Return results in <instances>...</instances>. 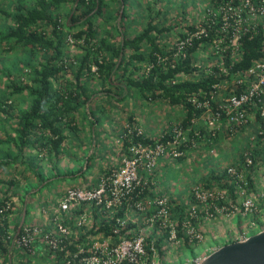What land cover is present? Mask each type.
<instances>
[{
	"label": "trees",
	"instance_id": "1",
	"mask_svg": "<svg viewBox=\"0 0 264 264\" xmlns=\"http://www.w3.org/2000/svg\"><path fill=\"white\" fill-rule=\"evenodd\" d=\"M240 1L245 0H213L211 4L215 16L204 22L203 32L199 33L201 30L193 25L187 26L185 33H178V44L173 50H168L165 44L158 42L171 29L159 28L151 18L139 33L131 34L126 31L130 30L131 25L128 21L133 20L128 14L129 0H17L10 12L0 8V47L8 46L10 51L21 48L29 56L23 66L28 67L25 84H15L11 79L12 72L3 67L0 69V75L8 80L5 89L11 90L7 95L8 102L0 101V113L5 116L0 120V132L4 133V138H0V149H3V154L0 155V173L11 166L23 164L24 156L33 149L46 148L52 154L51 157L59 162L64 143L79 136L81 126L78 122L81 118L89 121V124L86 121L84 124L88 125L89 132L92 131L90 141H95V126L101 124L103 118L97 115L93 104L98 92L90 91L92 79L100 80L103 85L118 91L108 89L105 92L115 102L125 101L129 95L135 94L145 104L167 103L172 107H181L184 118L177 129L182 130L185 138L179 146L184 155L175 162H181L189 150L198 149L190 147L191 141L196 144L206 141L204 136L207 134V140L215 142L217 132L216 137L212 138L206 123L202 128L195 126L192 121L205 112L203 105L206 102L212 111L222 113L220 128L216 130L221 132V128L228 123L227 111L212 100L217 91L214 86L234 81L232 93L240 95L254 81V75L249 74V71L258 63L264 62V18L251 26H244L237 36V46L232 47L234 24L230 20L229 26L225 27L223 12L217 11L223 5L237 8ZM250 4L255 10L258 11L260 7L264 12V0H250ZM65 9L66 21L61 22ZM257 14H261L260 11ZM240 16L244 18L245 14ZM72 30L75 31L74 34H70ZM67 37H72L75 43L81 42L84 52L81 58H67ZM216 41H219L217 45L214 44ZM210 47L214 51L208 59L213 64L203 66L201 70L196 66L198 54ZM92 67H95L94 71ZM69 75L71 78L68 80ZM23 95L28 102L22 108L15 105L14 99ZM245 109L254 113L257 127L262 126L264 129V120L259 111L254 108L251 110L248 106ZM13 121L14 124L9 126L11 128L6 129L5 124ZM129 122L131 123V119ZM131 128V134H127L123 140L124 155L128 158L131 156L129 149L134 144L147 147L157 143L165 144L174 139L173 131L153 140L136 128ZM255 149L254 164L258 162L257 158L264 147L257 144ZM85 169L81 175L83 177L89 171L88 167ZM111 169L105 170L104 177L111 174ZM35 175L43 180L39 174ZM151 179L154 180V177ZM246 179L247 188H252V176L247 174ZM227 180L225 172H217L205 182L203 189H226L230 199L235 200L238 196ZM21 183L12 178L8 181L0 180V191L5 190L6 194L0 200V258H5L2 264H10L12 241L21 232L16 230L13 235L8 233L7 215L11 213L12 206L7 193L12 188L18 189ZM144 191L149 193L147 188ZM172 203L169 200V204ZM27 207L25 204L24 211ZM186 207L177 204L176 208H172L173 219L177 216L178 223L179 213ZM93 214L95 221L99 220L98 227L92 228L94 235L99 234L107 239L112 236L116 220L124 217V210L103 219L95 212ZM126 230L136 231L137 226L130 224ZM176 230L180 240L183 234L179 224ZM168 237L169 230L160 229L157 221L152 233L146 236V242L153 241L156 251L162 256V245ZM183 246L190 247L186 242Z\"/></svg>",
	"mask_w": 264,
	"mask_h": 264
},
{
	"label": "rangeland",
	"instance_id": "2",
	"mask_svg": "<svg viewBox=\"0 0 264 264\" xmlns=\"http://www.w3.org/2000/svg\"><path fill=\"white\" fill-rule=\"evenodd\" d=\"M16 1L17 0H0V8L10 12L11 6L14 5ZM24 1L30 2V0ZM212 1L213 0H129L130 8L128 9V14L134 21H128L131 22V25L129 23L130 30L127 29L126 31L131 34L139 33L145 26V23L151 18L154 20L153 24L158 25L159 28L171 29L169 33H165V38H159L158 42L160 44H165L168 50H173L177 47L179 32L185 33L186 31L184 29L189 25H193L202 30L204 22L210 20V17L215 16V13L212 11ZM66 10L67 9H65V12H63L61 16V22L66 21ZM217 11L218 13L223 12L222 21L225 22V27L229 26L230 20H232L234 24L235 34L232 47L237 46V36L244 26H251L257 20H260L262 17L264 18V12H260L261 14L258 15V11L255 9L253 11L249 10L244 1H240L239 7L237 8H231L230 5H223L217 8ZM240 14H245V17H241ZM110 31L112 32V30ZM74 33V30L70 32V34ZM67 42V46L65 47L67 58L70 60H75L77 57L81 58L84 54L81 49V42L75 43L72 37H69ZM218 43L219 41L214 42L216 45ZM213 51L214 49L210 47L208 50L198 54L199 57L196 66L203 70V66H208L210 63V65H212L213 63L208 58ZM28 57L27 53L21 48H14L10 51L8 50V46L3 45L0 47V69L3 67L4 69L10 70V72H12L11 79L15 84H25L27 82L26 74H28V67L23 66ZM92 70L94 71L95 67H92ZM70 78V75L67 76L68 80ZM7 83L8 80L0 75V101L8 102L7 95L11 90L5 89ZM234 84L235 82L233 81L223 82L222 84L214 86L217 91L213 94L212 100L215 101L219 107H223L228 97L233 94L232 92L235 88L233 86ZM89 87L91 88L90 91L98 92L95 95L96 100L93 104L97 109V115L103 118V122L95 126L93 132L95 137L94 142H91L89 139L92 131L89 132L88 125L84 124L86 120L81 118L78 122L81 126L80 134L73 139H68L64 143L62 148L63 151L60 150L59 157L61 159L59 162L51 157L52 154L50 155L46 148L33 149L28 152L29 154L26 157L24 156L22 160L23 164L17 167L11 166L0 173V180L8 181L12 178L22 182L18 189L12 188L7 193L9 196V203L12 206L11 213L7 215V222L9 224L8 233L10 235H13L16 230L18 232L24 225L41 227L47 220H51L53 216L51 213L52 210H55L54 207L58 206L61 197L67 190L75 188H94L101 178L104 177L105 170L108 168L113 169L119 165L125 151L123 140L126 138L127 134H131V127L147 134L149 138L157 140L165 133L177 130V127L184 118L181 107H172L167 103L153 105L145 104L136 97L135 94L129 95L125 101L115 102L111 100L108 93L105 92L108 89H112L111 91L113 92L118 91L112 87L103 85L100 80L92 79ZM27 102L28 99L24 95L15 97L14 99L15 105H19L22 108ZM207 115L208 113L206 114V112H204L200 117L196 118L194 121L195 126L203 128ZM4 118L5 116L0 113V120ZM129 119H131V123ZM250 119L252 128L258 125L254 113L250 114ZM86 123L89 124V121L87 120ZM9 124H5V128L8 130L11 128L9 126L14 124V121L11 122L10 125ZM250 125L246 130L242 129L233 135L228 133V125L225 124V131L221 128V134L224 138V147L222 150L226 149L224 152L226 157L217 160L215 164L213 160H210L207 164L203 161H197L196 153L193 150H189L181 162H175V160L165 158L158 160L155 172L153 173L154 193L157 196L160 195L173 202L171 208H176L177 204L180 206H187L192 202L190 199L192 188L196 186L205 187V182L209 180L210 177L215 176L217 172L222 174L224 169L228 166H236L245 171L242 156L244 151L250 146L249 136L253 134V129H250ZM218 132L219 131H217V134ZM3 136L4 133L0 132V138H4ZM246 138L248 139L247 142L245 141ZM204 139H208L207 134L204 136ZM241 141H243V143ZM202 142L203 141L198 144L199 147ZM234 144L236 147L237 145L241 147L235 148L234 151ZM37 147H39V145H37ZM197 150L198 152L201 151L200 148ZM247 152H253L254 154L256 149L255 147H251ZM259 152L261 153V150ZM1 154H3V149H0V155ZM209 155L213 156L211 152ZM257 159L258 162H256L254 170L249 172V174L252 176L254 182L253 187L254 185L258 187L255 186V192L254 188H246L247 193L251 194L252 198H254L258 204L256 213L245 215L238 211L226 217L214 216V218L208 221L200 220L198 226L202 232L203 240L187 248H193L194 250L193 252L190 251V258H183V255L181 256L179 253L181 249H185L183 245L164 243V250L162 251L164 258L158 256L154 263L149 261L147 264H161L160 262L164 261V259H167L170 264H183L196 256H208V253L214 249L209 250V248L205 249V247L209 245L210 241L215 240L210 237L211 233L209 232V228H212L210 224H213L215 227L222 226V228H224L227 224L225 222H228L236 216L241 219V222H239L240 224L236 223L237 228H235V231L232 229H225L226 235H231L233 236L232 238L238 239L244 235L248 238L264 230V220L259 221L260 199L264 197V184L261 181V173L264 170V151ZM175 165V169L172 170L177 172V176L175 177V174H172L169 178L165 173L168 168ZM27 166H30L31 169L30 167L27 169ZM87 167L89 168L88 173L85 174L84 177L81 176ZM177 167H181V173L176 170ZM35 174L42 176L43 180L41 181ZM246 175L247 173H245V179ZM258 189L260 190L258 191ZM4 192L5 190L0 191V200L6 195ZM236 202L237 206H239L241 199L237 198ZM25 204L28 206L26 211H24ZM111 215H113V213H111L110 216ZM148 215V212L140 217L138 214H129L130 220H137L136 218L138 217L141 225V233L145 236L152 233L151 227L145 225L143 221ZM28 217L29 222L27 220ZM176 218L177 216L175 220ZM243 218L247 219L246 223H242ZM43 220L46 222H43ZM176 258L179 260L176 261Z\"/></svg>",
	"mask_w": 264,
	"mask_h": 264
},
{
	"label": "built area",
	"instance_id": "3",
	"mask_svg": "<svg viewBox=\"0 0 264 264\" xmlns=\"http://www.w3.org/2000/svg\"><path fill=\"white\" fill-rule=\"evenodd\" d=\"M244 2L249 10H254L250 0ZM258 11L263 13L262 8ZM202 32L203 30L199 33ZM249 74L254 75V81L250 83L247 90L240 95L231 94L222 107L227 111L228 133L232 135L249 128L251 113L245 109V106L251 107V110L257 109L264 120V62L258 63L249 71ZM203 108L206 114L208 113L205 118L206 126L210 130V136L214 138L216 130L220 128L222 113L218 110L212 111L206 102ZM194 121L195 119L192 122ZM184 140L182 130L177 129L174 131V139L165 144L157 143L147 147L134 144L129 149L130 158L124 155L119 165L110 170L109 176L101 178L96 187L67 190L58 206L52 210L51 220L45 221L46 223L41 227L24 225L19 229L20 236L13 239L10 248L11 256L8 254L10 264H20L17 260L19 255L34 258L39 252H45L53 257L62 256L65 264H147L149 261L154 263L159 256L154 242H146V236L140 230L138 217L137 220H130L129 214H138L140 217L148 212L149 215L143 220L145 225L153 230L154 224L158 221L160 229L169 230V237L165 243L184 245L186 242L188 245H194L203 240L198 226L200 220L208 221L214 216L226 217L238 211L245 215L256 213L258 204L252 195L247 193L248 183L245 173L249 174L255 167L253 152H247V150L254 148L257 144L264 147L262 126L256 127L254 133L249 136L250 146L242 156L245 171L236 166H228L224 169L227 182L233 185L235 193L241 199L239 206L236 199H230L226 189L216 187L204 190L202 186H196L191 190L192 202L179 213L180 223H178L173 219L169 200L154 193V183L151 178L154 176L158 160L161 158L176 160L184 155L183 151L179 150ZM199 143L191 141L190 147L196 149ZM210 152L214 155L215 148H212ZM261 181L264 184V170L261 173ZM145 188L149 190V193H145ZM121 209L124 210V217L116 220L112 236L106 239L101 235H94L92 241L94 244L77 246L73 251L69 250L74 230L79 232L84 228L98 227L99 220L95 221L93 212L103 217L111 213H113L111 216H115ZM75 215V219L72 220ZM130 224L137 226V230L127 231V226ZM178 224L183 234L180 240L176 233ZM246 239L247 237L243 235L238 241ZM163 247L164 244L162 251ZM205 257L196 256L183 264H201ZM4 259L0 258V264Z\"/></svg>",
	"mask_w": 264,
	"mask_h": 264
},
{
	"label": "crops",
	"instance_id": "4",
	"mask_svg": "<svg viewBox=\"0 0 264 264\" xmlns=\"http://www.w3.org/2000/svg\"><path fill=\"white\" fill-rule=\"evenodd\" d=\"M255 127H257V126H255ZM255 127L252 128V125H250V129H253V131L256 129ZM263 127H264V124H263ZM223 131H225V125L223 126ZM223 139L224 138H223V135L221 134V132H218L217 139L215 142H213L212 140L203 141L200 144V147H198V149L200 148L201 151L198 152V150H195L197 161H200V162L203 161L205 164H207L210 162V160H213L214 164H215L217 160L225 158L226 155L224 154V152L226 149L222 150L224 147ZM247 140L248 139L246 138L245 141L247 142ZM241 142L243 143V141H241ZM211 143H212V145H211ZM239 146L240 145H237V147H236V145L233 146V150L235 151V148H238ZM212 148H215V150L217 148V152L213 156H210L209 153H210V150H212ZM175 167H176V165L172 166L171 168H168L165 175L170 178V175L175 174V177H176L177 172H174L175 170H172V169H175ZM176 170H178L180 173L182 172L181 167L176 168ZM255 186L258 187L257 185H254V187H252V188H254V192L256 191ZM259 190L260 189H258V191ZM259 215H260L259 221H263L264 220V197L262 199H260ZM100 216L101 215L98 214V217H100ZM75 217H76V215L72 217V220H74ZM100 218L103 219L104 217L101 216ZM27 220L29 222V217L27 218ZM229 221L225 222L227 224L224 226V228H222V226L215 227L213 224H210V226L212 227L211 229L209 228V232L211 233L210 237L215 239V240L210 241L209 245H206L205 249L209 248V250L210 249L215 250V249H218L219 247H221L223 245H226V244H229V243H232V242L239 240L238 238H232L233 236H231V235H226L225 229H232L235 231V228H237L236 223L241 222V219L237 218V216H236ZM43 222H45V221L43 220ZM246 222H247V219L243 218L242 223H246ZM93 236H94V233H93L91 228H84L79 232L74 230V235H73V237H71L72 239L70 240L71 246H70L69 250L73 251L74 247H77V246H90V245L94 244L92 242L94 239ZM167 247H168V244H167ZM214 250H212L211 252H213ZM190 251L193 252L194 251L193 248H191V249H187V248L184 249L183 248V249H181V251L179 253L181 254V256L183 255V258L184 257L190 258L191 257ZM210 253H208V254H210ZM162 254H163V252H162ZM160 257L164 258L163 255L162 256L160 255ZM178 258H176L175 260L178 261L179 259H182V258H179V259ZM17 260L20 262V264H65L64 258H62V256L53 257V256H49L45 252H39V254H37L34 258H28L24 255H19ZM160 263L161 264H170V262H168L167 259L166 260L164 259V261H161Z\"/></svg>",
	"mask_w": 264,
	"mask_h": 264
},
{
	"label": "water",
	"instance_id": "5",
	"mask_svg": "<svg viewBox=\"0 0 264 264\" xmlns=\"http://www.w3.org/2000/svg\"><path fill=\"white\" fill-rule=\"evenodd\" d=\"M201 264H264V230L219 247Z\"/></svg>",
	"mask_w": 264,
	"mask_h": 264
}]
</instances>
